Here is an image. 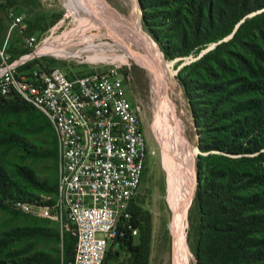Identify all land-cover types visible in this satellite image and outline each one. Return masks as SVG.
I'll use <instances>...</instances> for the list:
<instances>
[{
    "label": "rangeland",
    "instance_id": "1",
    "mask_svg": "<svg viewBox=\"0 0 264 264\" xmlns=\"http://www.w3.org/2000/svg\"><path fill=\"white\" fill-rule=\"evenodd\" d=\"M73 1L82 6H88V3L82 2V0H21L24 4H31V6L36 7L37 13L30 18L25 11L22 12L26 22L25 28L10 31L8 10L16 3V0H0L4 6L1 12L3 29L0 32V47L8 40L6 46L9 58L7 62H14L21 55L34 53L35 58L29 61L30 69L33 70L40 69V65H46L60 67L68 75L85 74L108 68H115L120 71L128 85V98L140 106V118L148 143L149 154L143 182L139 194L133 202L144 213L148 212L151 215L149 264H172L174 260V213L170 199L172 171L166 158L169 149L167 145H176L180 153V162L188 167L193 175L195 194L188 211L186 238L191 263L198 264L196 253L203 224L200 202L197 197L200 175L202 174L204 182L205 177L211 176L213 168L226 166V168L250 174L249 176L245 175L246 180L264 176V156L261 157L260 155L264 153V127L262 130H254L246 139L248 143L251 141L261 145L259 151L232 155L220 151L203 150L201 146L207 133L205 130L209 127L205 126L206 123H202L200 117L198 119V111L194 112L193 110L194 103H212L219 100L218 96L221 93L217 95L205 93L200 96L196 95L192 99L186 94L180 78L197 80L199 83L207 80L235 82L238 80V76L246 75L249 82L264 81V63L262 62V69H260L258 61L251 52L239 45L232 44L222 54L223 60L231 69L229 73L221 71L222 69L215 60L204 63L208 64L205 67L204 64H199L205 54L215 49L218 44L231 40L236 28L232 33L198 47L188 55L169 58L163 49L164 44L160 43L155 34L162 29L165 32V28L169 26L166 16L175 8L181 9V0L173 1V7L160 6L156 9L161 12V15L156 19L153 27L150 26L153 29H150L144 21L139 0H108V3H105L104 0H96L100 10L108 18H111H105L108 20L105 25L109 26L113 30L112 32L101 25L94 26L87 24V22L84 25L82 23L83 18L76 16L68 6ZM263 11L264 9L253 12L246 17L251 18ZM244 20L245 18L242 21ZM112 23L114 26H111ZM115 31H118V34ZM30 37L36 38L33 46L26 45V38ZM251 40L258 49L264 51V33L255 31ZM87 47L91 49H86ZM97 54L107 58L91 59ZM243 56L247 61H252L256 68H259V74L252 76L242 71L239 61L244 59ZM157 57L158 64L155 66L154 62ZM159 66L167 74L164 81L166 87L160 94L158 89L163 85V80L159 76L157 69ZM211 72L212 74H210ZM201 75L206 79H203ZM240 84V82L232 83L229 89ZM195 92L198 94L204 90L196 89ZM158 96L166 104L165 118L167 122L158 118ZM254 97L264 99V90L261 93L250 92L234 95L229 100L225 98L226 101L222 103L220 112L233 104ZM257 110H259L261 123L264 124V105L259 106ZM248 113L245 112V114ZM25 120L26 118L20 114L0 113V136H6L18 127H22L19 130L22 133L26 130L24 127ZM231 121L232 119L221 120L219 125L222 124L225 127V124H230ZM36 136L40 137V134ZM28 138L32 140L35 137L28 135ZM221 154L228 156V158H221ZM200 160L203 161L202 167L199 165ZM0 166L10 172H15L19 166H25L33 170L38 179L47 176L52 179L54 177V165L51 159L34 161L17 149L0 147ZM14 179L20 183V187L24 191L31 192L45 201H49L54 196L52 192L39 191L34 184L29 183L22 176L15 174ZM257 190V187H252L239 192L250 195ZM3 204L0 206V235L18 228L31 230L38 228L41 232L58 231L59 235L28 236L13 242L9 247H0V262L26 264L22 259L41 252L47 258H60L61 264H63L67 257L66 242H70L73 246L74 234L69 230L62 229L61 225L53 220L22 213L12 206L7 207V203ZM138 235V233L135 234L136 241L139 240ZM111 246H109L108 251L110 249L115 251L116 249H112ZM117 255L121 258L124 257L121 252H117ZM69 257L68 263L73 258V252ZM106 264H114V262L111 260L109 263L107 261Z\"/></svg>",
    "mask_w": 264,
    "mask_h": 264
},
{
    "label": "trees",
    "instance_id": "2",
    "mask_svg": "<svg viewBox=\"0 0 264 264\" xmlns=\"http://www.w3.org/2000/svg\"><path fill=\"white\" fill-rule=\"evenodd\" d=\"M173 1L175 0H139L144 21L150 29H153L151 27L161 15V12L156 9L160 6L173 7ZM181 1V9L175 8L166 16L169 26L165 28V32L162 29L155 34L160 43L164 44L163 49L169 58L188 55L196 48L232 33L236 28L231 40L218 44L215 49L205 54L199 64L215 60L222 69L221 71L229 73L231 69L223 60L222 54L227 51L228 46L234 44L251 52L258 61L259 68L262 69L264 51L258 49L251 38L254 36L255 31L264 33V11L251 18L246 16L264 9V0ZM23 6L26 7V10L22 8ZM3 7L0 2V32L3 29L1 17ZM29 8L36 7L31 6V4H24L21 0H16V3L9 10H14L23 18L24 13L22 12L25 11L31 18ZM153 9L155 11H152ZM244 18L245 20L242 21ZM24 23H26L25 18ZM237 24H239L238 27H236ZM2 47L3 45L0 49ZM5 50L9 58L7 46ZM3 61L1 56L0 65ZM239 64L244 73L252 76L259 74V68H256L252 61H247L245 57L240 59ZM206 65L208 64H204V67ZM40 68H49V66L40 65ZM32 71L29 61L18 68L19 75L31 76ZM202 78L206 79L203 76ZM180 80L186 94L192 99L196 95L200 96L205 93L214 95L221 93L218 96L219 100L212 103H194L193 110L194 112L198 111V119L200 117L202 123H206L205 126L209 127L205 130L207 133L205 132L206 136L201 146L203 150L220 151L232 155L261 150V145L251 141L248 143L246 139L254 130H262L264 127V124L261 123L259 110H257L259 106L264 105V99L254 97L233 104L223 112L220 111L222 103L226 99H231L234 95L250 92L261 93L264 90V81L254 80L249 82L246 75L238 76V80L235 82H212L207 80L199 83L197 80L183 78H180ZM237 82L241 84L229 89L232 83ZM196 89H203L204 92H198L197 94ZM245 112L249 113L245 114ZM0 113L20 114L26 118L24 123L26 130L21 133L19 130L22 127H18L15 131H10L8 135L0 136V147L17 149L34 161L51 159L54 165L53 179L49 176L38 179L34 171L25 166H19L15 172H10L0 166V206L7 203V207H10L14 200L37 201L41 199L31 192L24 191L20 187V183L14 179L15 174L34 184L39 191L54 193V196L48 201L52 203L56 199L59 182V148L53 124L40 109L24 100L16 92H12L7 97L0 96ZM218 116L219 119H217ZM228 119H232L230 124H225V127L222 124L219 125L221 120ZM37 134H40V137H37ZM28 135H33L35 138L31 140ZM260 155L262 157L264 153ZM220 157L228 158L223 154ZM199 165L202 167V160L199 161ZM245 175L249 176L250 174L229 169L226 166L213 168L211 176L205 177L204 182L202 174L200 175L197 197L200 202L203 224L196 253L198 264H264V176L246 180ZM252 187H257L258 190L250 195L239 192ZM129 210L131 217L127 221L122 220L119 222V234L110 244L112 249L115 248L116 250L112 251L110 249L107 251L105 264L111 260L114 264H149L151 215L148 212L144 213L133 201ZM135 229L139 234L138 241L135 240L133 234ZM47 234L57 236L59 232H41L38 228L33 230L29 228L13 229L0 235V247H9L13 242L28 236H45ZM75 244L76 238H74L73 246L70 242H66L67 257L64 259L63 264H69V256L72 252L74 255ZM117 252L123 253L124 257L121 258L117 255ZM22 260L26 264H61L60 258H47L41 252L34 253ZM0 264L7 263L0 262Z\"/></svg>",
    "mask_w": 264,
    "mask_h": 264
},
{
    "label": "built area",
    "instance_id": "3",
    "mask_svg": "<svg viewBox=\"0 0 264 264\" xmlns=\"http://www.w3.org/2000/svg\"><path fill=\"white\" fill-rule=\"evenodd\" d=\"M8 17L10 31L25 28L22 15L9 10ZM35 40L26 38V45L33 46ZM6 45L0 49V96L16 92L40 109L54 126L59 148L55 201L14 200L12 207L71 231L76 244L69 264H105L119 222L131 217L129 207L147 164L140 106L128 98L127 82L118 69L69 76L52 66L19 75L18 68L35 55L7 62Z\"/></svg>",
    "mask_w": 264,
    "mask_h": 264
},
{
    "label": "bare ground",
    "instance_id": "4",
    "mask_svg": "<svg viewBox=\"0 0 264 264\" xmlns=\"http://www.w3.org/2000/svg\"><path fill=\"white\" fill-rule=\"evenodd\" d=\"M82 2L88 3V6H85V5L82 6L75 1L69 3L68 6L74 12V14H76V16H81L83 18L82 23L84 25L87 22V24H91L94 26L101 25V26L106 27L108 31H111V32L113 31L112 29L109 28V26L105 25V23L108 22V20H106L105 18L107 19H111V18H108L106 14L100 10V7L96 0H82ZM104 2L108 3L109 1L104 0ZM77 4L78 6H75ZM111 26H114L113 23ZM114 28L116 29V27ZM115 32L116 34H118V31H115ZM88 48L90 47H87L86 49ZM106 58H107L106 56L98 55V54L95 55V57H91V59H106ZM157 59L158 57L155 59V62H154L155 66H157L158 64ZM157 69L159 72V76H161L160 78H162L163 80V85H161V87H159L158 89V92L160 94L166 87V84L164 85V81L167 78L166 76L167 74L164 73L161 66H159ZM165 111H166V104L161 99V97H159L158 118L161 120L164 119L166 121ZM167 146L169 149H168V153H166V158L170 164L171 171H172L170 199H171V205H172V209L174 213V219H173L174 260L172 264H192L190 260V256H189L190 254L189 248L187 246L186 226L188 224L187 217L189 214L188 213L189 207L191 205V202L195 194L193 175L190 169H188V167H186L185 165L182 164V162H180V153L177 150L176 145H173V146L167 145Z\"/></svg>",
    "mask_w": 264,
    "mask_h": 264
},
{
    "label": "crops",
    "instance_id": "5",
    "mask_svg": "<svg viewBox=\"0 0 264 264\" xmlns=\"http://www.w3.org/2000/svg\"><path fill=\"white\" fill-rule=\"evenodd\" d=\"M23 9L26 10V7H22ZM28 11L30 12V16L33 17L37 13V8H29Z\"/></svg>",
    "mask_w": 264,
    "mask_h": 264
}]
</instances>
